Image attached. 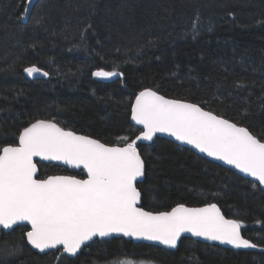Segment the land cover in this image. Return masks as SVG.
<instances>
[{"label": "trees", "instance_id": "trees-1", "mask_svg": "<svg viewBox=\"0 0 264 264\" xmlns=\"http://www.w3.org/2000/svg\"><path fill=\"white\" fill-rule=\"evenodd\" d=\"M26 3L0 0V148L16 144L37 119L109 145L131 142L140 133L131 105L145 88L198 103L264 139V0H37L23 21ZM32 65L48 77L27 78ZM99 68L123 75L93 76ZM137 148L144 208L217 203L264 248V191L256 183L162 137ZM38 166L39 177L81 175ZM26 229L1 233L0 264H264L262 250L187 237L176 250L113 237L74 257L38 254L25 242Z\"/></svg>", "mask_w": 264, "mask_h": 264}, {"label": "snow or ice", "instance_id": "snow-or-ice-1", "mask_svg": "<svg viewBox=\"0 0 264 264\" xmlns=\"http://www.w3.org/2000/svg\"><path fill=\"white\" fill-rule=\"evenodd\" d=\"M28 11L25 6L24 15ZM24 71L29 76L48 75L36 65ZM92 75L111 78L123 74L99 68ZM131 119L142 130L131 142L123 137V146L77 135L50 119H37L23 128L18 143L0 148V226L11 231L27 222L26 239L33 248L61 251L58 246H62V252L69 255L77 254L93 237L112 233L176 247L181 233L191 232L235 248L257 247L241 234L242 222L226 219L214 203L193 208L177 204L171 211L156 213L138 206L142 197L138 178L145 174V162L137 141L169 133L264 185V139L198 103L169 99L152 88L136 95ZM34 157L83 166L87 178L38 179Z\"/></svg>", "mask_w": 264, "mask_h": 264}, {"label": "water", "instance_id": "water-1", "mask_svg": "<svg viewBox=\"0 0 264 264\" xmlns=\"http://www.w3.org/2000/svg\"><path fill=\"white\" fill-rule=\"evenodd\" d=\"M37 0H31V3L29 4L28 3V0H27V3H26V6L29 8V11L27 12V14L26 15H23V21H26V19H27V17H28V15H29V13H30V11H31V9H32V7H33V5H34V3L36 2ZM44 71V70H43ZM24 74H25V76L27 77V78H29V79H35V78H42V79H44V78H47L48 77V75L47 76H43V75H41V74H37V75H33V76H29L25 71H24ZM112 78H114V77H111V78H104V79H112ZM142 91V90H141ZM155 91V90H154ZM159 93V92H158ZM160 95H162L161 93H159ZM138 95V94H137ZM164 96V95H163ZM136 97V96H135ZM166 97V96H165ZM166 98H169V97H166ZM169 99H174V98H169ZM185 101V100H184ZM135 102V98H134V100H133V102H132V104ZM186 102H189V101H186ZM189 103H193V102H189ZM131 107H132V105H131ZM202 107V106H201ZM205 110H207V109H205ZM224 118V117H223ZM226 119V118H225ZM36 121V120H35ZM34 121V122H35ZM34 122H32V123H34ZM55 122V121H54ZM130 123L132 124V125H134V126H136L137 128H139L140 130H142V126L141 125H137L136 123H135V121H133L132 119H131V115H130ZM29 126V125H28ZM27 126V127H28ZM58 126L59 127H61L59 124H58ZM239 126H241V125H239ZM241 127H244V126H241ZM62 128V127H61ZM246 128V127H245ZM66 130V129H65ZM249 130V129H248ZM71 131V130H70ZM74 132V131H73ZM77 135H84V136H86L85 134H81V133H77V132H75ZM140 134V133H139ZM90 137V136H89ZM156 137H162V138H165V139H167V140H170V141H172V142H174V143H176V144H178V145H180V146H182V147H186V148H189V149H191L195 154H197V155H199V156H201V157H203V158H206L207 160H210V161H213V162H216V163H218V164H220L221 166H223V167H226V168H228V169H231V170H233L234 172H236L237 174H239L240 176H242V177H244V178H248V179H250V180H252L254 183H256L258 186H259V188L261 189V190H263L264 191V185H260L259 184V182H258V180H256V178H254V177H251V176H249L248 174H246V173H243V172H241L239 169H237V168H235L233 165H229V164H227L225 161H223V160H220V159H217V158H215V157H210V156H208L207 155V153H202V152H200L199 151V149H196V148H194L192 145H189V144H187L186 142H182V141H178V140H176V138L174 137V136H172V135H170L169 133H156L155 135H154V137H153V139L151 140V141H149V140H139V141H137V143H151ZM92 139H95V138H93V137H91ZM259 139V138H258ZM101 142V141H100ZM17 143H18V141H17ZM101 143H103V142H101ZM109 145V144H108ZM117 146H123V144L122 145H117ZM139 151V150H138ZM33 160H34V163H36V165H37V162L38 163H44V164H49V163H51V164H55V165H59V166H62V167H65V168H67V169H70V170H81V172H82V174L85 176V178L84 179H86L87 178V173H86V170H84L83 169V166H81V167H79V168H77V167H75L74 165H71V164H66L64 161H54V160H43L42 158H40V157H34L33 158ZM39 175V168H38V166H37V176ZM52 176H69V175H52ZM47 178V177H46ZM77 178V177H76ZM77 179H80V178H77ZM142 179H143V177H141V178H138V182H140V181H142ZM140 204H141V202H140ZM140 204L138 205V206H140ZM206 206V205H205ZM186 207H189V206H186ZM200 207H204V206H200ZM190 208H193V207H190ZM145 210V209H144ZM145 211H147V210H145ZM169 211H171V210H169ZM153 213H156V212H153ZM222 213V212H221ZM225 217V216H224ZM226 219H231V218H227V217H225ZM24 225H27V222H20V226H24ZM16 226H13V228H15ZM27 227V231H29L30 230V225H27L26 226ZM1 231H4V232H8L9 230H6V229H3L2 228V226H0V233H1ZM26 231V232H27ZM111 237H122V238H125V239H127V240H132L133 242H144V243H149V244H153V245H156V246H159V247H162V248H165V249H169V250H172V249H175L176 247H177V245H178V243H179V241H180V239L182 238V237H191V238H194V239H197V240H200V241H204V242H210V243H213V244H217V245H220V246H223V247H225V248H235V247H233L232 245H229V244H226V243H221L220 241H212V240H208V239H206L205 237H200V236H195V235H193L191 232H183V233H181V236H180V238H179V240L177 241V245H176V247H170V246H167V245H164V244H162L160 241H155V240H149V239H146V238H144V237H134V236H125L123 233H112V234H110L109 236H106V237H99V236H97V237H93V239L92 240H94V239H108V238H111ZM25 238H26V234H25ZM91 240V241H92ZM91 241H87V242H85V245H87L88 243H90ZM26 243H27V239H26ZM27 245L30 247V248H32L34 251H36L37 253H39V254H43V253H47V252H49V251H52V250H54V249H45L43 252H41L39 249H35V248H33L30 244H28L27 243ZM85 245H83V246H85ZM82 246V247H83ZM58 248H61L62 249V246H58ZM240 249H248V250H254V251H259V250H262V248H260V247H255V248H240ZM80 251V250H79ZM78 251V252H79ZM78 252H77V254H78ZM65 255H67L68 257H74V256H76L77 254H75V255H69V254H67V253H64Z\"/></svg>", "mask_w": 264, "mask_h": 264}, {"label": "flooded vegetation", "instance_id": "flooded-vegetation-1", "mask_svg": "<svg viewBox=\"0 0 264 264\" xmlns=\"http://www.w3.org/2000/svg\"><path fill=\"white\" fill-rule=\"evenodd\" d=\"M131 115V114H130ZM141 131V130H140ZM86 136H88V135H86ZM91 137V136H90ZM94 138V137H93ZM96 139V138H95ZM98 140V139H97ZM18 141V140H17ZM116 145H118V144H116ZM119 145H122V144H119ZM49 164H51V163H49ZM37 166H38V162H37ZM38 168H39V166H38ZM67 169V168H66ZM68 170H70V169H68ZM71 171H80L81 172V170H71ZM39 173H40V169H39ZM52 175H69V176H74V177H77V178H80V179H84L85 178V176L82 174V172H81V175H73V174H68V173H62V174H50V175H47V176H45V177H39V175L37 176V178L38 179H43V178H46V177H48V176H52ZM143 178H144V176H143ZM143 180V179H142ZM140 182H142V181H140ZM140 182H138V184L140 183ZM138 186V185H137ZM207 204H210V203H206V204H203V205H198V206H189V205H185V206H189V207H200V206H205V205H207ZM214 204H216L218 207H219V205L217 204V203H214ZM177 205V204H176ZM176 205H174V206H172V207H170L169 209H167V210H159V211H151V210H148V209H146V208H144L143 206H142V197H141V204H140V207H143L145 210H147V211H150V212H163V211H169V210H171L173 207H175ZM220 208V207H219ZM220 211L222 212V210L220 209ZM222 214H223V212H222ZM224 215V214H223ZM225 216V215H224ZM225 217H227V216H225ZM227 218H231V217H227ZM231 219H234V218H231ZM27 228V227H26ZM26 231H27V229H26ZM26 231H25V233H24V236H25V234H26ZM4 231H1V233H3ZM9 232V231H8ZM1 233H0V235H1ZM4 233H6V232H4ZM242 234V233H241ZM111 238H113V237H111ZM111 238H108V239H111ZM120 238H122V237H120ZM182 238H184V237H182ZM181 238V239H182ZM187 238H191V237H187ZM108 239H98V240H108ZM125 239V238H124ZM181 239H180V241H181ZM192 240H194V241H199V242H202V243H205V244H210V245H215V246H219V247H223V246H220V245H217V244H213V243H210V242H204V241H200V240H197V239H194V238H191ZM94 240H96V239H94ZM94 240H92V241H94ZM125 240H127V239H125ZM91 241V242H92ZM130 241H132V240H130ZM180 241H179V243H180ZM25 242H26V238H25ZM90 242V243H91ZM133 242V241H132ZM90 243H88L87 245H89ZM133 243H136V242H133ZM142 243H144V242H142ZM179 243H178V245H179ZM27 244V243H26ZM147 244H149V243H147ZM87 245H85V246H87ZM153 245V244H152ZM178 245H177V247H178ZM85 246H83L82 248H81V250L85 247ZM154 246H156V245H154ZM159 247V246H158ZM177 247L175 248V249H172V250H176L177 249ZM259 247V246H258ZM162 248V247H161ZM223 248H225V247H223ZM261 248V247H260ZM32 249V248H31ZM61 249V248H60ZM163 249H165V248H163ZM228 249H240V248H228ZM33 250V249H32ZM55 250H57V249H54V250H52V251H55ZM80 250V251H81ZM166 250H169V249H166ZM240 250H248V249H240ZM34 251V250H33ZM52 251H49V252H52ZM79 251V252H80ZM262 251H264V248H262ZM36 252V251H35ZM49 252H47V253H49ZM61 252H62V249H61ZM79 252H78V254H79ZM37 253V252H36ZM63 253V252H62ZM39 254V253H38ZM43 254H46V253H43ZM64 254V253H63ZM77 254V255H78Z\"/></svg>", "mask_w": 264, "mask_h": 264}, {"label": "rangeland", "instance_id": "rangeland-1", "mask_svg": "<svg viewBox=\"0 0 264 264\" xmlns=\"http://www.w3.org/2000/svg\"><path fill=\"white\" fill-rule=\"evenodd\" d=\"M102 264H120V262H116V263H102ZM125 264H127V263H125ZM131 264H132V262H131ZM140 264H142V263H140Z\"/></svg>", "mask_w": 264, "mask_h": 264}]
</instances>
